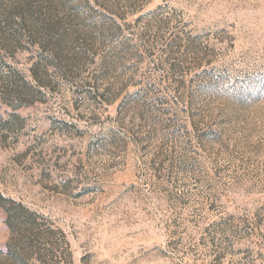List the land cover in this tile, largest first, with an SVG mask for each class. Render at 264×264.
I'll use <instances>...</instances> for the list:
<instances>
[{
    "label": "rangeland",
    "instance_id": "rangeland-1",
    "mask_svg": "<svg viewBox=\"0 0 264 264\" xmlns=\"http://www.w3.org/2000/svg\"><path fill=\"white\" fill-rule=\"evenodd\" d=\"M0 74V264H264V0H0Z\"/></svg>",
    "mask_w": 264,
    "mask_h": 264
},
{
    "label": "trees",
    "instance_id": "trees-1",
    "mask_svg": "<svg viewBox=\"0 0 264 264\" xmlns=\"http://www.w3.org/2000/svg\"><path fill=\"white\" fill-rule=\"evenodd\" d=\"M5 77L4 76H0V79H1L0 82L2 83V85H1L2 87L8 88L11 85V83L13 84L12 88L16 87V82H15L14 79L12 81L11 75H5ZM23 81H24V84L26 86L32 87L28 80H26L24 78ZM10 204H11V206H10ZM0 207H3V208L6 209L7 214L9 215L8 223L11 226H14L15 222L13 220L16 218L15 216H13V214H14L13 211H15L17 213L16 209L19 208V207H22L23 210L25 209V207L22 204H19V203L15 202L11 198H8L1 191H0Z\"/></svg>",
    "mask_w": 264,
    "mask_h": 264
}]
</instances>
